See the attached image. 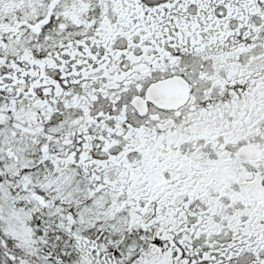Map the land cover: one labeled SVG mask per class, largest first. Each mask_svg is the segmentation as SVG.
I'll use <instances>...</instances> for the list:
<instances>
[{
	"label": "snow or ice",
	"instance_id": "6c2138e0",
	"mask_svg": "<svg viewBox=\"0 0 264 264\" xmlns=\"http://www.w3.org/2000/svg\"><path fill=\"white\" fill-rule=\"evenodd\" d=\"M0 264H264V0H0Z\"/></svg>",
	"mask_w": 264,
	"mask_h": 264
}]
</instances>
